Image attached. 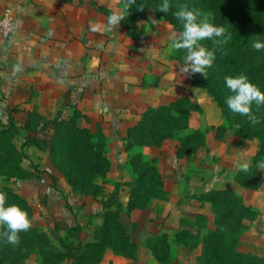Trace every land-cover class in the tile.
Here are the masks:
<instances>
[{
    "label": "rangeland",
    "instance_id": "obj_1",
    "mask_svg": "<svg viewBox=\"0 0 264 264\" xmlns=\"http://www.w3.org/2000/svg\"><path fill=\"white\" fill-rule=\"evenodd\" d=\"M172 1V12L184 5L190 8L196 7L201 11L211 12L213 19L210 22L214 24H216L215 15L221 18L223 14L220 9L221 0ZM96 2L110 12L119 11L123 5L122 0H96ZM178 4L181 6H176ZM144 5H146L145 0L138 5L135 2L131 4L126 19L121 23L127 26L126 32L130 38L145 39L142 42L144 51L149 50V58H153L158 63L155 72L149 74L147 80L153 82L154 76L167 72V77L164 76L159 81L166 87L168 96L170 98L177 96L180 87L189 92V98L196 104L189 108L191 120L189 128L181 133H175L176 135L173 134L171 139L177 142V138L182 136H194L190 140L191 143L183 148L181 153L185 154L179 153L173 156L165 151L166 154L161 155L157 147L142 153L138 143L131 146L129 153L121 154L118 151L119 143L110 137L105 140L110 170L105 178L98 179L103 188L102 194L92 198L75 192L55 166V170L50 169L49 155L39 156L35 147L24 146V137L19 134L10 141L12 145L15 144V150L22 158L20 160L19 156L11 155L8 157L10 161L0 163V192L9 198L8 194L12 191L11 193L24 200L26 211L32 216L33 226L48 237L50 244L57 251L64 254L75 251L77 246L98 243L101 235L100 226L103 222L102 214L105 212L104 205L113 204L116 200L120 203V207L111 205L109 209L118 212V218L110 217L109 222L118 230L120 238L123 237L127 243L134 244L138 252L135 261L117 259L104 264H157L148 250V244L151 239L162 234L168 236L171 264H202L197 260L199 249L190 250L176 239L177 233L181 230L194 233L201 224H205L209 230L214 228L215 216L209 206L200 205L196 200L197 197H194L201 194L198 179L202 178L200 181L204 182V189L221 186L232 188L231 179L235 180L237 176L243 181L258 182L257 178L248 176L254 174L262 180L259 190H246L241 192V195L245 199L244 205L249 207L251 213H256L257 218L244 221L245 230L238 238L237 250L264 261V167H261L264 161L257 158L260 140L254 137L253 133L234 125L233 120L231 121L232 116L240 114L232 113L225 102L232 93L226 87L224 78L237 76L233 70L232 60V54L235 52L230 54L231 40L218 44H213L210 40L202 41L204 46L214 49L215 55L213 67L206 70L207 79L200 73H180L179 64L183 63L186 50L173 49L170 42L174 36H179L180 31L177 27L180 25L177 24L181 23L174 15L177 22L169 21V11L157 14L149 6L141 13L140 8ZM243 52L247 54L249 60H252L253 54H258L263 64L264 50L257 52L251 47H246L243 48ZM220 60L223 62L220 63L221 65L231 66V70L224 78L220 73ZM164 61L166 63H163ZM250 81L254 83V80ZM260 110H264V105L258 106L255 112L258 113ZM207 132L213 137L215 134V143L214 138L210 139L208 148L204 142V135ZM175 142L168 143L167 147L171 148ZM135 156L149 162L148 164L154 167L160 177L171 175L172 179L183 180L169 200L151 199L147 203L133 200L137 199L134 195L135 188L129 184L136 177V173L128 161L130 157ZM180 157L182 163L177 162ZM238 161L250 164L247 173L237 169ZM179 164L184 168L182 172L176 170V165ZM20 166L22 170L17 171ZM13 176H21L22 180ZM191 176L196 180L186 186L187 182L184 180ZM136 190L140 192L139 188ZM201 215L203 217H199ZM96 250L94 249L92 254L93 260L99 256ZM42 262L43 256L35 252L30 255L26 264H42ZM86 262L89 260L70 261L71 264H86Z\"/></svg>",
    "mask_w": 264,
    "mask_h": 264
},
{
    "label": "crops",
    "instance_id": "obj_2",
    "mask_svg": "<svg viewBox=\"0 0 264 264\" xmlns=\"http://www.w3.org/2000/svg\"><path fill=\"white\" fill-rule=\"evenodd\" d=\"M108 10L96 0H0V19L8 14L13 27L8 36L0 34V133L8 132L10 140L23 135V145L35 147L43 156L50 154L55 123L74 121L106 140L113 137L119 143L118 151L125 154L127 132L141 114L189 94L179 87L177 96L170 98L159 81L167 72L154 76L153 82L147 80L158 63L149 58V50L144 51L145 39L130 38L121 25L105 31ZM90 22L97 31L89 29ZM210 139L215 143V134L205 133L207 148ZM170 142L175 141L168 139L157 147L161 155H177L179 142L168 148ZM153 148L142 147L141 152ZM177 162L182 163L181 157ZM52 164L50 161V169L55 170ZM176 166L178 172L184 170L181 164ZM171 177L161 176L163 200H169L183 181ZM195 177L186 178V186ZM201 179V194L229 188L204 189ZM231 181L234 188V179ZM197 249L200 253V247ZM117 259L129 261L107 249L98 264Z\"/></svg>",
    "mask_w": 264,
    "mask_h": 264
},
{
    "label": "trees",
    "instance_id": "obj_3",
    "mask_svg": "<svg viewBox=\"0 0 264 264\" xmlns=\"http://www.w3.org/2000/svg\"><path fill=\"white\" fill-rule=\"evenodd\" d=\"M169 1L171 4H169L170 18L168 19L174 23L177 21L172 12L173 1L168 0V3ZM221 1L220 9L223 14H221V18L215 15V23L223 25L231 33L230 54L235 52L232 54L235 75H246L249 80H254V84L261 91H264V62L262 64L258 54H253L252 60H249L247 54L243 52V48L251 47L250 40L256 38L264 40V0ZM140 2L142 0L135 1L136 5ZM145 2L146 5L140 8L141 13L145 12L146 7L149 6L154 9L155 13L164 14L158 10L163 0H145ZM176 6H181V4ZM133 20L135 21L134 18ZM120 25L127 29L124 23ZM177 25H180L177 30L181 32L182 25ZM229 57L231 58V56ZM220 63H223L222 60ZM219 66L221 67V77L224 78L225 74L231 70V66L224 64ZM188 95H182L175 102L150 110L141 116L127 132L125 151L129 153L131 146L135 143H138L141 148L159 147L165 140L172 139L173 134L185 131L190 118L189 108L196 105ZM256 108L258 106L253 104L252 112L257 118V123H252L247 116H236L235 114L231 121L233 120L234 125L239 126L240 129L244 128L245 131L253 133L254 137L260 140L257 158L264 161V110L257 113L255 112ZM55 129V137L49 141L51 144L49 157L56 169L62 173L75 192L92 198L102 194L103 188L98 179L105 178L110 170V161L105 154L106 139L99 133H91L87 129L78 127L74 121L56 122ZM9 136L8 132L0 133V163L10 161L8 157L11 155L19 156L20 160L22 158L11 144ZM193 137L192 135L177 138L180 144L177 154L181 153L188 143H191L190 140ZM220 138L219 136L218 139ZM139 158L130 157L128 161L136 173V177L129 184L135 188L134 195L137 199L133 200L147 203L151 199H163L165 191L162 178L156 173L154 167L148 164L149 162ZM19 170H22L21 166L17 168V171ZM248 176L257 178L258 182L243 181L237 176L234 180V188L211 190L198 197L202 203L210 205V210L215 216L213 229L209 230L205 224H201L194 233L188 230H181L177 233L176 239L183 246L190 250L200 247V255L197 260L202 264H264L263 260L237 250L238 238L245 230L244 221L257 218L256 213H251L249 207L244 205L245 199L241 192L258 191L262 180L254 174ZM13 178L22 180L21 176H13ZM137 188L140 189L139 193ZM11 192L8 194L9 198H6L5 206L15 204L26 211L24 200ZM111 205L120 207V203L116 200L113 204L104 205L105 212L102 214L103 222L100 226L101 235L98 243L77 246L75 251L65 254L57 251L50 244L48 237L36 230L31 214L26 211L31 220V227L29 230L19 233V243L12 245L0 237V264H26L30 255L35 252L43 256L42 264H69L71 260L77 262L80 259L89 260L86 264H97L107 249L134 260L137 253L136 246L124 241L123 237L120 238L118 230L109 222L110 217L118 218V212L110 211ZM3 231L4 228L0 226V233ZM167 238L166 235L156 236L148 244L151 254L160 264H171L170 246ZM94 249L99 252V256L95 260H93L94 257L92 258Z\"/></svg>",
    "mask_w": 264,
    "mask_h": 264
},
{
    "label": "clouds",
    "instance_id": "obj_4",
    "mask_svg": "<svg viewBox=\"0 0 264 264\" xmlns=\"http://www.w3.org/2000/svg\"><path fill=\"white\" fill-rule=\"evenodd\" d=\"M135 0H123L122 8L113 11L107 16L104 25L105 31H112L118 28L128 15L129 8ZM159 11L167 13L169 11L168 0H163ZM175 18L181 23L182 31L179 36H174L171 40V47L179 50L184 49L185 55L183 63L179 64V72L185 74L200 73L207 79L206 70L211 67L214 60V49H209L202 44V41L210 40L213 44L223 43L231 39V33L223 25H216L210 22L213 19L211 12H204L196 7L184 5L173 12ZM89 29L97 31V26L89 23ZM251 47L257 52L264 50V40L259 38L250 40ZM225 85L232 93L226 98V104L232 113L247 116L252 123H257V118L252 112V106L264 105V91L252 83L244 74L237 76H225ZM239 171L247 173L250 164L248 162H237ZM264 167V163H261ZM6 196L0 192V226L4 231L0 233L9 244L19 243V233L27 231L31 227V220L27 212L15 204L5 206Z\"/></svg>",
    "mask_w": 264,
    "mask_h": 264
},
{
    "label": "built area",
    "instance_id": "obj_5",
    "mask_svg": "<svg viewBox=\"0 0 264 264\" xmlns=\"http://www.w3.org/2000/svg\"><path fill=\"white\" fill-rule=\"evenodd\" d=\"M13 30L11 19L8 14L0 19V34L3 36H8Z\"/></svg>",
    "mask_w": 264,
    "mask_h": 264
}]
</instances>
